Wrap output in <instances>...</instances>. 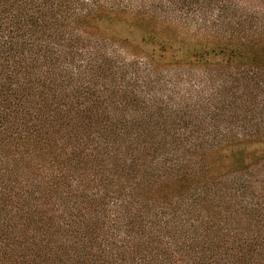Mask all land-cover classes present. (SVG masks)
<instances>
[{"label": "trees", "instance_id": "trees-1", "mask_svg": "<svg viewBox=\"0 0 264 264\" xmlns=\"http://www.w3.org/2000/svg\"><path fill=\"white\" fill-rule=\"evenodd\" d=\"M0 264H264V0H0Z\"/></svg>", "mask_w": 264, "mask_h": 264}]
</instances>
